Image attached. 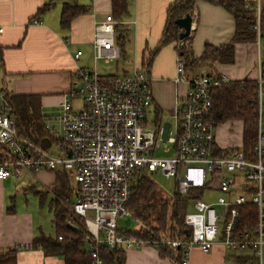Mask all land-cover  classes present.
<instances>
[{"label": "built area", "instance_id": "built-area-1", "mask_svg": "<svg viewBox=\"0 0 264 264\" xmlns=\"http://www.w3.org/2000/svg\"><path fill=\"white\" fill-rule=\"evenodd\" d=\"M256 30L260 38L261 5ZM118 22L112 14L94 27V68L76 71L72 89L60 104L61 134L58 153L41 149L16 130L12 111L5 104L6 91L0 89V180L32 175L40 171L71 172L78 186V198L71 211L84 219L90 235L92 264H102L99 248H153L166 246L180 252L170 255L172 264H190L191 252L198 248L208 253L217 243L228 249L251 251L254 264L264 258V132L262 112L264 69L259 63V79L254 103L257 105L256 143L246 155L244 148L230 152L217 143L219 122L213 115L216 90L231 80L203 70L188 75L184 61L176 65L177 85H187L183 99L177 100L172 123L156 114L148 119L153 105L151 77L145 69L130 74L106 75L98 63L122 58L116 40ZM188 42L180 40L178 50ZM80 53L75 55V59ZM81 107L75 109L74 99ZM173 152L171 157H156L157 150ZM161 171L174 177L178 192L192 189L193 211L185 215L191 230L187 239L145 240L119 229L118 219L131 215L128 203L133 181ZM218 192L215 201L206 193ZM205 199V200H204ZM255 208L254 220L243 219L242 209Z\"/></svg>", "mask_w": 264, "mask_h": 264}, {"label": "crops", "instance_id": "crops-1", "mask_svg": "<svg viewBox=\"0 0 264 264\" xmlns=\"http://www.w3.org/2000/svg\"><path fill=\"white\" fill-rule=\"evenodd\" d=\"M51 1L0 0V89L11 95L42 96L46 128L56 139V142L50 144L46 150L52 152L55 147L56 152H59L57 145L61 134L60 104L64 94L72 89L76 71L80 68L88 70L94 68L92 41L94 27L97 22L103 21L111 14L112 6L111 0H53L52 8L37 17L39 9ZM174 1H131L122 28L127 30L126 52L123 57L125 58L126 53L131 51L133 59L131 70L123 74L141 69L143 64L150 60L162 39L168 20V9ZM243 1L252 2L256 6L258 0ZM65 3L86 7L88 11L77 16L69 29L62 28L60 24ZM260 5L264 10V0H260ZM191 16L193 24L188 45L196 58L203 54L207 45L219 47L228 43L235 33L236 24L233 16L208 0H196ZM263 38L258 36L256 42L236 44L234 64H205L198 71H214L227 76L231 81L256 82L259 79V63L264 65V53L260 51ZM77 53H80V57L75 59ZM178 59L177 42L160 48L153 58L148 72L153 95V105L148 113L151 120H155L158 114L162 121L164 116L173 121L177 100L183 99L186 94L187 85L175 83ZM73 106L75 109L79 108L77 106L81 107L80 100L75 98ZM53 111L58 115V122L56 118L51 119L50 113ZM220 124L223 123H219V126ZM219 147L225 149L221 145ZM22 173L30 177L27 179L30 182H25L23 188L38 197L39 208L48 206L51 211L52 200L47 202V191L53 193L56 172L36 173L39 177L53 176L52 185L47 187L36 174L34 176L28 172ZM20 179L21 175L0 180V253L17 247L18 264H64L62 258L46 257L42 250L32 248L33 240L38 235L51 234H47L43 226L33 225L27 216L19 218L15 215L16 206L12 193L22 186L18 183ZM35 182L48 190L38 191L34 186ZM39 195H44L43 204ZM126 264H172V262L170 255L163 257L153 248H142L127 250ZM190 264H254V256L251 251L240 252L217 243L208 253L194 248Z\"/></svg>", "mask_w": 264, "mask_h": 264}, {"label": "trees", "instance_id": "trees-1", "mask_svg": "<svg viewBox=\"0 0 264 264\" xmlns=\"http://www.w3.org/2000/svg\"><path fill=\"white\" fill-rule=\"evenodd\" d=\"M132 0H111L112 16L118 22L116 25V40L121 47L122 57L125 55L127 30L123 21L129 13ZM196 0H175L168 9V20L162 39L150 60L141 69L150 72L153 58L159 49L174 42H180L181 30L176 21L193 13ZM221 6L235 19L236 29L233 37L226 44L219 47L207 45L203 54L196 58L188 44L179 49V57L184 61L188 75H197L205 64H234L235 47L238 43L256 42L258 39L257 11L255 4L243 0H208ZM54 1L41 7L37 17L52 8ZM86 7L65 3L62 8L60 24L69 29L71 22L80 15L86 14ZM264 37V10H261L260 38ZM190 40V36L184 39ZM1 52V50H0ZM264 69V65H263ZM189 71V72H188ZM212 74H220L212 71ZM257 84L254 81H231L216 90L213 100V115L219 123L242 121L243 148L246 155H250L257 135V105L254 103ZM5 104L12 111L18 134L33 142L42 149H48L56 142L46 128V117L43 114L41 95H11L6 93ZM59 142V141H58ZM56 182L53 187L54 199L51 202L53 213L54 235L40 234L33 240L32 248L40 249L46 257H59L64 264H92L93 257L89 251L90 235L85 221L71 211L78 198V186L72 187L73 174L65 170L56 171ZM137 179V178H136ZM133 181L128 211L142 223L139 230L129 232L145 240L155 241L165 239H187L191 230L185 225V215L188 212L190 200L201 193L199 189H192L186 195L178 190L166 197L159 186L149 177L141 176ZM41 203L45 202L44 195H39ZM243 219H253L255 208L242 209ZM160 254L163 257L178 254L166 246H162ZM17 247L0 253V264H18ZM99 258L102 264H126V250L120 247L99 248Z\"/></svg>", "mask_w": 264, "mask_h": 264}, {"label": "rangeland", "instance_id": "rangeland-1", "mask_svg": "<svg viewBox=\"0 0 264 264\" xmlns=\"http://www.w3.org/2000/svg\"><path fill=\"white\" fill-rule=\"evenodd\" d=\"M179 42L177 43L178 46ZM188 44V43H187ZM184 47V45L182 46ZM181 47V48H182ZM180 48V49H181ZM260 51L264 53V38L262 39ZM132 53L129 51V53H126V57H122L117 62H111L109 64L100 61L98 63V71L103 76L108 75H121L126 71H130L132 68ZM264 60V59H263ZM264 62V61H263ZM92 68V67H90ZM259 78V77H258ZM258 80V79H257ZM263 102H264V96H263ZM77 105V104H76ZM80 107V106H77ZM51 119L53 120L56 118V121L58 122V115L55 111L50 113ZM148 119L151 120V116ZM54 122V121H53ZM52 122V123H53ZM163 122L165 123H172L171 118L163 117ZM262 130L264 132V106H263V112H262ZM216 137H217V143L224 147L225 149H229L230 152L241 150L243 145V123L242 121H230L223 124H220L218 126V129L216 131ZM52 152H55L54 154H57L55 147L51 150ZM173 152L166 153L164 149L157 150L155 153L156 157H171L173 155ZM24 173L21 174V179L18 182L21 183L22 186L18 187L17 190H13L14 193H12V197L14 199V204L16 206V213L15 215L17 217L27 216L33 225H41L43 226L45 232L47 234L54 235V227H53V213L49 211L48 206L41 209L39 208V199L34 194L27 192L25 190L24 185L25 182L29 183L27 179L30 177ZM35 176V175H34ZM37 177L39 175L36 174ZM150 179H152L159 188L162 189L163 194L168 197L174 194L176 190H178V183L174 177H166L161 171L158 172H152L148 176ZM33 178V177H32ZM40 180H42L43 184L47 186H51L53 183V176H45V177H39ZM140 179L138 177L136 180ZM33 180V179H32ZM34 185L38 191L48 190V188H43L40 183L35 182ZM72 187L76 186L75 179L71 180ZM48 192V201L52 200L54 198V195L51 191ZM219 196L218 192H214L211 194L206 193L205 197L206 199H211L215 201L217 197ZM205 200V199H204ZM193 204H189L188 212H192ZM11 207V205H10ZM118 225L119 229L123 232H131L139 230L142 227V223L138 220H135L132 215H123L118 219ZM245 252V251H244ZM263 264H264V258H263Z\"/></svg>", "mask_w": 264, "mask_h": 264}, {"label": "water", "instance_id": "water-1", "mask_svg": "<svg viewBox=\"0 0 264 264\" xmlns=\"http://www.w3.org/2000/svg\"><path fill=\"white\" fill-rule=\"evenodd\" d=\"M176 24L179 26L181 30L180 40H184L188 38L192 31V24H193L192 16L188 14L185 17L178 19L176 21Z\"/></svg>", "mask_w": 264, "mask_h": 264}, {"label": "bare ground", "instance_id": "bare-ground-1", "mask_svg": "<svg viewBox=\"0 0 264 264\" xmlns=\"http://www.w3.org/2000/svg\"><path fill=\"white\" fill-rule=\"evenodd\" d=\"M189 72V71H188ZM75 107V106H74Z\"/></svg>", "mask_w": 264, "mask_h": 264}]
</instances>
